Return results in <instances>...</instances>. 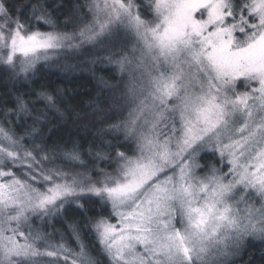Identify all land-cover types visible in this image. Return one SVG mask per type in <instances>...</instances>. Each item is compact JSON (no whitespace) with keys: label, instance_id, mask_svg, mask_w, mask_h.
Returning <instances> with one entry per match:
<instances>
[{"label":"snow or ice","instance_id":"1","mask_svg":"<svg viewBox=\"0 0 264 264\" xmlns=\"http://www.w3.org/2000/svg\"><path fill=\"white\" fill-rule=\"evenodd\" d=\"M257 243L264 0H0V264H257Z\"/></svg>","mask_w":264,"mask_h":264},{"label":"trees","instance_id":"2","mask_svg":"<svg viewBox=\"0 0 264 264\" xmlns=\"http://www.w3.org/2000/svg\"><path fill=\"white\" fill-rule=\"evenodd\" d=\"M65 3L70 8L72 0H65ZM44 73V78L40 80L41 84H56L60 87L75 90L80 93L91 92L93 89V83L91 82L90 74L87 71L76 72L72 74V76H70L68 79H65L64 74L58 72L56 69H52L51 71L45 69ZM80 99L87 100L88 95H83L80 97ZM68 126L74 127L72 124H69ZM252 251L257 264H261V257L264 256V252H261L260 245L257 243ZM93 254L95 255V253ZM101 260H103V258H101Z\"/></svg>","mask_w":264,"mask_h":264}]
</instances>
